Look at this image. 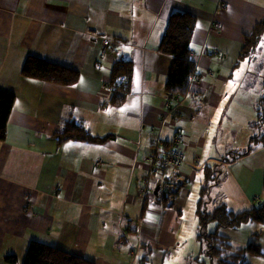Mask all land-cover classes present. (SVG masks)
Wrapping results in <instances>:
<instances>
[{
    "label": "crops",
    "instance_id": "crops-1",
    "mask_svg": "<svg viewBox=\"0 0 264 264\" xmlns=\"http://www.w3.org/2000/svg\"><path fill=\"white\" fill-rule=\"evenodd\" d=\"M172 10L196 16L191 56L197 77L176 106L174 100L166 104L164 87L171 56L157 48ZM263 15L264 0H0V88L14 94L0 140V264H10L6 254L21 263L31 240L95 264H132L135 250L149 253L148 264L158 250L167 256L162 264H192L193 252L204 248L196 226L185 229L183 208L190 201L197 219L205 166L230 179L221 195L208 193L206 210L221 203L241 210L255 204L254 197L262 201L264 146L239 156L249 144L254 114L249 108L242 122L237 114L245 105L242 94L254 90L249 80L262 78L264 36L247 61L262 59L253 70L235 62L243 35ZM105 38L112 48L103 49ZM28 54L77 69L78 81L61 85L22 75ZM122 57L132 61L131 91L122 105L112 106L104 83ZM64 118L112 136L100 143H57L52 133ZM152 125L163 141L180 131L185 160L201 165L167 169L158 189L166 181L177 187L167 204L155 197V181L145 198L138 190ZM219 182L217 176L211 186ZM135 217L138 229L127 223ZM219 232L236 248L256 243L261 253H249L246 264H264V222Z\"/></svg>",
    "mask_w": 264,
    "mask_h": 264
},
{
    "label": "trees",
    "instance_id": "trees-1",
    "mask_svg": "<svg viewBox=\"0 0 264 264\" xmlns=\"http://www.w3.org/2000/svg\"><path fill=\"white\" fill-rule=\"evenodd\" d=\"M195 27L196 16L185 11L172 10L166 18L165 28L157 48L159 51L171 56L164 84L167 95L178 94L182 96L187 90L189 76L195 69V63L191 56V41ZM263 36L264 15L248 33L243 35V45L235 66L242 61H251L254 58ZM20 72L30 78L61 85H73L79 79L77 69L33 54H28L25 57ZM104 85L108 90L107 103L112 106L122 105L131 91L132 61L122 57L113 62ZM13 103L14 94L0 88V140H3L6 136L7 120ZM249 125L252 128V135L249 138L248 146L244 152L239 153V156L251 150L254 145L264 146V95L256 100L254 116ZM52 136L57 143L65 140L100 143L111 137L112 134L96 135L90 131L83 120L64 118L61 120L60 126L52 133ZM206 169L205 166L204 178L199 188L195 209L198 222L197 238L205 246L206 253L211 261H214V264H246V257L249 253H261L258 245L254 242H248L246 245L236 248L219 232V228L229 227L235 229L253 220L264 222V199L254 207L251 206L241 210H234L221 203L215 205L211 211H207L205 204L208 190L211 183L215 181L216 176L212 170L206 171ZM262 185L264 187V170ZM176 194L177 187L175 184L166 181L163 184L162 191L158 189L155 197L157 196L160 202L167 204V201ZM208 220L215 221V229L212 231L203 229ZM148 254V252L140 253L132 264H148ZM3 259L10 264L17 262L15 254H6ZM198 262L200 264L201 261ZM21 264H95V262L92 259L60 249L46 242L31 240L27 245Z\"/></svg>",
    "mask_w": 264,
    "mask_h": 264
},
{
    "label": "built area",
    "instance_id": "built-area-1",
    "mask_svg": "<svg viewBox=\"0 0 264 264\" xmlns=\"http://www.w3.org/2000/svg\"><path fill=\"white\" fill-rule=\"evenodd\" d=\"M112 41L108 38L103 39L102 46L103 49L105 48H112L110 46ZM196 70L190 74L188 87L185 93L191 87V83L196 79ZM184 93V94H185ZM170 100H174L175 104L180 102L181 95L178 94H168L166 97V104L170 106ZM150 131L153 133L152 141L149 147V154L146 157L147 160V171L142 178V181L139 185V193L143 197L147 195L149 192L152 191V183L153 181H158L159 183L164 178V174L166 173L167 169L169 168H179L184 163H189L190 167L193 169L201 167V165L196 164L195 162L186 161L183 155V152L180 147V142L182 140V134L179 131L173 133L171 138L167 141H163L159 135V128L155 126H150ZM96 164H100V160L95 162ZM179 179L183 180L182 177ZM138 221L135 218H128V223H133ZM134 255V252L131 253Z\"/></svg>",
    "mask_w": 264,
    "mask_h": 264
},
{
    "label": "rangeland",
    "instance_id": "rangeland-1",
    "mask_svg": "<svg viewBox=\"0 0 264 264\" xmlns=\"http://www.w3.org/2000/svg\"><path fill=\"white\" fill-rule=\"evenodd\" d=\"M263 49H264V45H263ZM262 61V59H258L257 61H255V62H251V63H248L247 61H245L246 63L245 64H247V65H244V66H246V68L248 69V68H250V69H252L253 70V68L257 65V64H259V62H261ZM244 72V71H243ZM251 83L253 82V83H255V87L253 88L254 90H252V91H250V93L249 94H247V93H244V94H242V96L244 97V102H245V105H244V107H243V110H240L239 112H238V117H239V119H240V121L242 122V120H244V117L248 114V110H249V108H251L250 110H249V112H251V113H253L254 114V105H255V103H256V100L260 97V96H262V95H264V85H263V83H264V81H263V74H262V78L260 79L259 78V76L258 75H255L254 77H252L250 80H249ZM262 84V85H261ZM246 98H248L249 100H247ZM246 101H249V104L250 103H253L254 105L253 106H251V107H249L248 106V104L246 105ZM250 101H253V102H250ZM243 102V103H244ZM234 126H235V129H237V130H240V124H239V122H238V120H236V122L233 124ZM150 147V146H149ZM149 154V150H148V153H147V155ZM147 155H146V157H147ZM147 161V160H146ZM148 168V167H147ZM197 169V168H196ZM221 170H223V169H221ZM222 173V172H221ZM221 173L220 174H217V176H218V179H219V185H213V186H210L209 187V190H208V193L210 192L211 194H216V193H219L220 195L222 194V192H225V190H227L228 188H230V179H229V176L228 175H226V173L224 174V175H221ZM223 173H224V170H223ZM222 173V174H223ZM216 175V174H215ZM216 176V177H217ZM215 180V179H214ZM157 184H160V183H157V181H155V186L157 185ZM188 186H190V185H188ZM216 189V190H215ZM195 191L196 190H193V191H191V194L193 193H195ZM150 193H152V191L151 192H149L148 194H150ZM147 194V195H148ZM147 195H145V196H147ZM142 196V195H141ZM145 196L143 197L142 196V198H145ZM262 197V196H261ZM213 208L212 207H210V208H208L207 209V211H211ZM183 214H184V216H185V222H186V225H185V229L186 230H189V229H191L192 228V225L194 224L195 226H196V230H198V222H197V219L195 218V215H193V213H192V203L189 201L188 202V204L183 208ZM135 219H138V221H136V222H133L135 225H136V227H137V229L139 228V217H135ZM128 223V222H127ZM128 224H132V223H128ZM203 229L205 230V231H212V230H214L215 229V221L214 220H208L205 224H204V226H203ZM186 247L187 248H190V247H192L191 246V244H189V243H186ZM204 248V249H203ZM202 249H203V251H200V252H193V254H192V256H191V262H192V264H195V263H198L199 264V262L198 261H201L200 262V264H211V263H213L214 264V261L212 260V262H211V259H210V257H209V255H206L205 254V246L204 245H202ZM132 252H134V255H132L133 257H135V256H137L136 255V250L135 251H132ZM131 252V253H132ZM182 253L184 252V251H181ZM198 254V257H196L195 255H197ZM148 257H151V256H148ZM166 258L167 256H164V254H163V252L162 251H160V250H158V252L157 253H155V254H153V257L151 258V260H152V262L150 263V264H162V262H163V258ZM132 258V257H131ZM135 259L136 258H134V260H133V262L135 261ZM132 262V263H133ZM19 264H21V263H19Z\"/></svg>",
    "mask_w": 264,
    "mask_h": 264
},
{
    "label": "bare ground",
    "instance_id": "bare-ground-1",
    "mask_svg": "<svg viewBox=\"0 0 264 264\" xmlns=\"http://www.w3.org/2000/svg\"><path fill=\"white\" fill-rule=\"evenodd\" d=\"M110 46H112L113 47V44H111ZM253 203H255V204H253L252 205V207H254L258 202H259V200H258V198L257 197H254V199H253V201H252Z\"/></svg>",
    "mask_w": 264,
    "mask_h": 264
},
{
    "label": "water",
    "instance_id": "water-1",
    "mask_svg": "<svg viewBox=\"0 0 264 264\" xmlns=\"http://www.w3.org/2000/svg\"><path fill=\"white\" fill-rule=\"evenodd\" d=\"M158 188H159V184H157V185L155 186V188H154V192H155V193L157 192Z\"/></svg>",
    "mask_w": 264,
    "mask_h": 264
},
{
    "label": "snow or ice",
    "instance_id": "snow-or-ice-1",
    "mask_svg": "<svg viewBox=\"0 0 264 264\" xmlns=\"http://www.w3.org/2000/svg\"><path fill=\"white\" fill-rule=\"evenodd\" d=\"M197 27H199V25H197Z\"/></svg>",
    "mask_w": 264,
    "mask_h": 264
}]
</instances>
